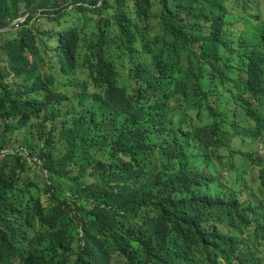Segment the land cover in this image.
I'll use <instances>...</instances> for the list:
<instances>
[{
  "label": "trees",
  "instance_id": "1",
  "mask_svg": "<svg viewBox=\"0 0 264 264\" xmlns=\"http://www.w3.org/2000/svg\"><path fill=\"white\" fill-rule=\"evenodd\" d=\"M252 1L0 0V264H264Z\"/></svg>",
  "mask_w": 264,
  "mask_h": 264
},
{
  "label": "rangeland",
  "instance_id": "2",
  "mask_svg": "<svg viewBox=\"0 0 264 264\" xmlns=\"http://www.w3.org/2000/svg\"><path fill=\"white\" fill-rule=\"evenodd\" d=\"M257 2L264 5V0H253L252 2H248V5L251 7L254 4H256ZM233 19L235 21V23L232 25L233 28L241 30L243 28L249 27V23L245 24L246 22L244 19L241 18V21H238V19H236V17H233ZM37 24L41 29H48V28L51 29V28H54L58 25V23L56 21L50 20V18H48L46 15H41L40 17H38L37 18ZM259 28H261L260 24L257 25V29H259ZM235 144H236V146H241L244 150L257 149L260 154H264V145H262L259 142L246 140V141H244V144H242V145L240 142H236ZM261 146H262V148H260ZM41 157L44 160L47 159L45 155H42ZM34 165L37 169H41V166L39 164H34ZM45 174H47V173L45 172ZM224 174H226V172H224Z\"/></svg>",
  "mask_w": 264,
  "mask_h": 264
},
{
  "label": "clouds",
  "instance_id": "3",
  "mask_svg": "<svg viewBox=\"0 0 264 264\" xmlns=\"http://www.w3.org/2000/svg\"><path fill=\"white\" fill-rule=\"evenodd\" d=\"M41 15H46L44 13H38L37 17H36V20L38 17H40ZM29 16V14L27 15H23L21 17H19L18 19H16L12 25H17L19 26V23L20 22H24L27 17ZM47 16V15H46ZM262 148V146L260 147ZM8 153H16V149L15 148H9V149H5L3 152H2V155L1 157H4L5 155H7ZM21 155L24 157L25 160H27L28 162H30L31 164H39L41 166V169L44 171V173L46 172L45 169H43V163L41 161L38 160V156H31L28 152L26 151H21ZM47 173V172H46ZM46 175V174H45Z\"/></svg>",
  "mask_w": 264,
  "mask_h": 264
}]
</instances>
